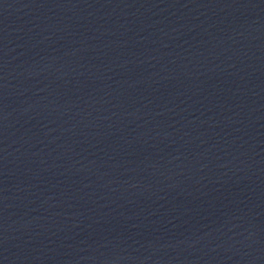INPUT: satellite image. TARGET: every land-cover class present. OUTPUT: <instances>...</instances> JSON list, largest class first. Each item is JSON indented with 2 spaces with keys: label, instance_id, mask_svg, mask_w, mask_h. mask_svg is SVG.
Masks as SVG:
<instances>
[{
  "label": "water",
  "instance_id": "95a60500",
  "mask_svg": "<svg viewBox=\"0 0 264 264\" xmlns=\"http://www.w3.org/2000/svg\"><path fill=\"white\" fill-rule=\"evenodd\" d=\"M0 264H264V0H0Z\"/></svg>",
  "mask_w": 264,
  "mask_h": 264
}]
</instances>
